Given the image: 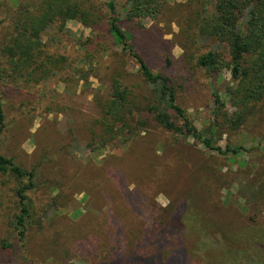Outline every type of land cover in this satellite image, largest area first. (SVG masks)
Returning a JSON list of instances; mask_svg holds the SVG:
<instances>
[{"label":"rangeland","instance_id":"obj_1","mask_svg":"<svg viewBox=\"0 0 264 264\" xmlns=\"http://www.w3.org/2000/svg\"><path fill=\"white\" fill-rule=\"evenodd\" d=\"M20 1L0 0V42ZM92 1L102 23L92 30L70 21L71 32L49 48L68 58L57 77L0 85L7 117L0 152L37 169L25 245L12 226L19 181L0 174V244L14 245L0 252V264H144L159 255L164 264H264V101L239 129L216 123L232 112L231 74H208L191 57L224 45L195 37L191 0H165L163 18L122 25L152 70L171 79L192 123L213 135L215 146L241 153L221 155L156 125L124 145H88L113 73L124 68L139 81L138 66L106 36V0ZM169 222L160 246L156 236Z\"/></svg>","mask_w":264,"mask_h":264},{"label":"trees","instance_id":"obj_2","mask_svg":"<svg viewBox=\"0 0 264 264\" xmlns=\"http://www.w3.org/2000/svg\"><path fill=\"white\" fill-rule=\"evenodd\" d=\"M123 1L105 2L106 36L111 46L119 48L138 66L139 81L137 84L131 82L128 79L130 74L124 72V68L113 73L110 94L97 104L100 117L88 126L90 138L87 144L97 143L101 147L124 145L148 131L151 125H156L173 134L190 136L221 155L241 153L242 148L215 146L213 135L205 134L192 123L188 113L177 103V90L171 79L152 70L137 48L133 35L122 25L130 22L139 26L144 20L163 18L167 11L166 1ZM212 2L191 0L189 3L190 6L195 5V12L190 21L194 24L195 37L196 34L213 37L224 47L221 51L209 50L191 58L208 74L224 69L230 72L232 84L227 93L232 112H223L216 123L223 122L236 130L257 112L264 101V0ZM118 7L122 8V13ZM102 14L103 11L92 0H21L17 14L11 20L10 31L0 42V85L21 81L39 84L57 77L67 67L68 58L52 53L49 48L60 36L71 32L68 22L77 21L93 30L95 25L102 23ZM4 23L1 20L0 27ZM81 77L84 78V75ZM6 120L5 104L0 99V135L7 126ZM213 131L214 128H211L210 132ZM36 172L37 169H25L0 152V174L19 181L15 191L17 212L13 215L12 226L23 245L34 223L31 221L29 193L36 189ZM54 203L57 204V201ZM181 212L177 211L173 219L178 218ZM169 224L158 231L156 240L160 246L168 240ZM13 248L14 245L5 240L0 244L1 253ZM161 258L159 255L143 262L164 264ZM8 259L1 263L13 264ZM125 264L141 263L133 259Z\"/></svg>","mask_w":264,"mask_h":264}]
</instances>
